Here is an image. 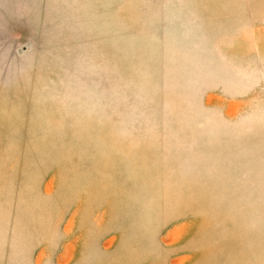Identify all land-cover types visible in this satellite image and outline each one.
Listing matches in <instances>:
<instances>
[{
    "label": "rangeland",
    "instance_id": "obj_1",
    "mask_svg": "<svg viewBox=\"0 0 264 264\" xmlns=\"http://www.w3.org/2000/svg\"><path fill=\"white\" fill-rule=\"evenodd\" d=\"M0 264H264V0H0Z\"/></svg>",
    "mask_w": 264,
    "mask_h": 264
}]
</instances>
